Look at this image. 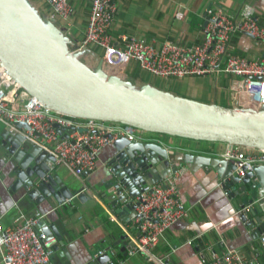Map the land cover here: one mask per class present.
<instances>
[{
  "label": "crops",
  "instance_id": "0c3cea01",
  "mask_svg": "<svg viewBox=\"0 0 264 264\" xmlns=\"http://www.w3.org/2000/svg\"><path fill=\"white\" fill-rule=\"evenodd\" d=\"M68 1L73 7L70 34H67L65 24L58 20L59 26L68 35L69 46L72 48L84 36L92 0ZM115 1L118 3V10L110 30L115 40L121 34L134 35L158 48L167 40L189 44L203 42L210 10H224L236 17L243 6L249 3L255 7L257 20L264 26V0ZM39 4L37 3L38 6L42 3ZM49 10L51 12L50 8ZM90 47L92 46L83 50L81 59L95 67L102 58V51ZM232 50L245 57L256 58L264 51V41L246 33H236L232 37ZM129 65L124 68L125 79L141 85V79L130 77ZM170 79L172 78L164 80L170 82ZM173 79H178L182 84L181 90L178 89L180 93L176 94L174 87H165L163 90L224 106H238L240 103L241 84L239 78L230 73ZM3 125L5 126L4 123ZM7 134L8 138L0 135V169L3 177L0 187V215L4 226H15L20 211L44 219L49 227L55 226L57 232L64 236L63 241L57 236H51L52 246L57 245V248L54 249L50 264H110L111 261L113 264H155L143 253L131 255L128 252V245L134 243L132 237L139 232L131 222L133 210L121 202L113 206L116 199L110 196L116 192L107 185L111 173L110 162L116 152L113 144L101 150L97 169L85 174L83 178L76 177L64 165L54 169L53 172L72 191L85 188L89 196L85 200L74 198L60 203L51 192L45 197L40 193L33 199L27 195L21 181L15 185L19 180L16 174L18 163L13 157L8 158L5 147L13 144L17 133L9 130ZM141 141L158 143L168 150H175H169L171 153L188 155V162L186 160L180 163L179 174L175 175L181 199L188 210L187 216L167 229L164 238L153 251L172 264H203V259H210L213 253L221 254L229 249H237L249 258L260 254L261 264H264V231L260 229L264 213L261 210L259 213L255 212V208H258L257 201L264 199V186H260L258 178L253 175L246 182L239 181L230 189L223 187L225 180L216 167L222 168L218 161H228L223 158V154L230 145L148 131L143 133ZM212 160L216 167L211 164ZM227 168L228 165H225L224 170L227 171ZM164 171L166 173L161 168L159 174L163 175ZM235 174L238 176L236 172ZM21 177V180L26 179L24 171H21ZM169 177L160 181H167L173 176ZM244 177L245 174L240 175L241 179ZM15 202H18V208L15 207ZM259 216L262 217V222L259 221ZM124 235L126 237L121 239ZM109 256L111 261L108 260ZM0 264H4L1 253Z\"/></svg>",
  "mask_w": 264,
  "mask_h": 264
},
{
  "label": "built area",
  "instance_id": "2783aa9c",
  "mask_svg": "<svg viewBox=\"0 0 264 264\" xmlns=\"http://www.w3.org/2000/svg\"><path fill=\"white\" fill-rule=\"evenodd\" d=\"M44 2L51 9L50 16L60 19L70 34L73 7L69 1ZM117 10L115 0H92L84 36L71 49L97 46L103 51L105 70L121 77L132 61H136L141 70L164 79L230 73L237 76L241 84L238 106L264 110V51L256 58H248L232 50V37L236 33H246L264 41V26L258 22L253 5L245 4L236 17L224 10H210L203 42L189 44L167 40L160 48L134 35L121 34L115 40L110 30ZM0 121L11 133L19 134L24 144L45 150L51 157L47 162L50 171L64 165L78 178L97 169L101 150L113 140L126 137L130 141H140L147 132L126 123L76 118L55 111L23 89L1 62ZM55 124L71 127L73 131L68 137H62ZM223 158L234 162L235 172L240 176L245 174L246 168L264 165V150L232 145ZM178 172L167 181L149 185L135 197L137 205L131 222L139 234L132 237L134 243L128 245L129 254L143 253L155 264H172L153 248L164 238L167 229L188 213L175 177ZM2 183L0 170V187ZM14 204L18 208V202ZM257 205L264 213V199H259ZM15 222V226L6 227L0 215V253L4 264H50L54 254L53 238H48L38 227L40 217L20 211ZM262 241L264 243V237ZM259 256L249 258L237 249H229L221 254L213 253L210 259L204 258L203 264H261Z\"/></svg>",
  "mask_w": 264,
  "mask_h": 264
},
{
  "label": "water",
  "instance_id": "95a60500",
  "mask_svg": "<svg viewBox=\"0 0 264 264\" xmlns=\"http://www.w3.org/2000/svg\"><path fill=\"white\" fill-rule=\"evenodd\" d=\"M69 42L68 35L55 18L41 16L29 0H0V62L23 89L45 106L76 118L121 122L158 134L264 150V110L207 103L175 95L151 82L136 85L105 70L103 58L97 66H89L81 59L83 50L89 47L72 50ZM55 127L62 137H68L73 131L71 127L58 124ZM8 132L5 127L1 137L8 138ZM15 138L13 144L9 139L11 146L5 148L8 158L13 157L18 163L19 180L15 185L21 181L29 197L34 199L40 193L45 197L51 192L60 203L89 197L85 188L74 192L57 173L49 170L47 162L51 157L45 150L24 144L19 134ZM112 144L116 152L110 162L107 185L116 190L110 195L116 199L113 206L121 202L134 210L135 197L143 189L174 175L180 163L188 162V155L171 153L154 142L119 137ZM211 164L216 167L213 160ZM218 164L222 168L216 167V170L225 180V189L234 187L239 181L246 182L253 175L260 186H264L262 164L246 168L243 179L235 174L232 160L218 161ZM225 165H228L227 171ZM161 168L166 170L163 175L159 174ZM21 171L26 174L24 180H21ZM259 211L258 206L255 212ZM242 217L245 219V215ZM259 221H263L261 216ZM38 227L48 238L57 236L63 241L64 235L57 232L55 226L50 228L44 219ZM260 229L264 231V222ZM123 237L126 236L121 239ZM52 247L56 249L57 245ZM108 260L111 261L110 256Z\"/></svg>",
  "mask_w": 264,
  "mask_h": 264
},
{
  "label": "trees",
  "instance_id": "16d2710c",
  "mask_svg": "<svg viewBox=\"0 0 264 264\" xmlns=\"http://www.w3.org/2000/svg\"><path fill=\"white\" fill-rule=\"evenodd\" d=\"M29 1L37 8V10L39 11V13H40L41 16L47 17L48 15H50L49 13H51V12H50V10L48 8V5L46 3L43 4V2H42L44 0H29ZM37 3H40V4L42 3V4L41 5L39 4L40 6H38ZM46 7L48 8V10H47ZM59 22L60 21L57 19L56 20V23L58 25H60ZM81 40L82 39H80V41ZM90 48L95 50L98 47L97 46H92ZM129 75H130V77L132 79H141L142 80V84H145L147 82H152L156 87H158L160 89H164L165 87H169V88L174 87L176 89L174 91L176 94H179L180 93V91L178 89L181 90V87H182V84L179 83L178 79H173L172 78V79H170V82H168V81L164 80L161 77L154 76L151 73H148L146 71L141 70L139 64L136 61H132L130 63V65H129Z\"/></svg>",
  "mask_w": 264,
  "mask_h": 264
},
{
  "label": "rangeland",
  "instance_id": "374dc122",
  "mask_svg": "<svg viewBox=\"0 0 264 264\" xmlns=\"http://www.w3.org/2000/svg\"><path fill=\"white\" fill-rule=\"evenodd\" d=\"M154 78V77H153ZM5 128V126L3 125V123L0 121V135H1V132L2 130Z\"/></svg>",
  "mask_w": 264,
  "mask_h": 264
},
{
  "label": "clouds",
  "instance_id": "9594fccd",
  "mask_svg": "<svg viewBox=\"0 0 264 264\" xmlns=\"http://www.w3.org/2000/svg\"><path fill=\"white\" fill-rule=\"evenodd\" d=\"M260 208V207H259ZM261 210V209H260Z\"/></svg>",
  "mask_w": 264,
  "mask_h": 264
}]
</instances>
